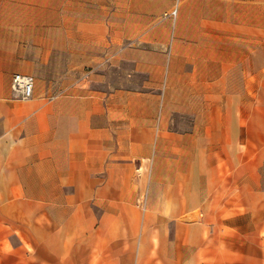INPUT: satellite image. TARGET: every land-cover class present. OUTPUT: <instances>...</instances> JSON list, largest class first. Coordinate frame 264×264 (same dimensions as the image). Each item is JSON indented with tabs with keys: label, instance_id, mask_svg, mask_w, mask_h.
I'll list each match as a JSON object with an SVG mask.
<instances>
[{
	"label": "crops",
	"instance_id": "obj_1",
	"mask_svg": "<svg viewBox=\"0 0 264 264\" xmlns=\"http://www.w3.org/2000/svg\"><path fill=\"white\" fill-rule=\"evenodd\" d=\"M205 11L204 0H0V264H131V229L112 218L131 215L203 217L180 254L159 241L156 264H264L260 28L237 27V42ZM125 65L145 75L141 89L107 86L106 70ZM15 73L34 77L31 98L14 96ZM213 81L236 104L225 117Z\"/></svg>",
	"mask_w": 264,
	"mask_h": 264
},
{
	"label": "rangeland",
	"instance_id": "obj_2",
	"mask_svg": "<svg viewBox=\"0 0 264 264\" xmlns=\"http://www.w3.org/2000/svg\"><path fill=\"white\" fill-rule=\"evenodd\" d=\"M157 6L164 5L167 0H156ZM198 1V0H197ZM206 2V15L213 17V21L227 22L228 27H233L237 30V27H243L251 25V23L258 24L260 28L259 39V54L260 64H264V0H204ZM197 4V3H196ZM176 8L166 6L161 12L163 16L175 15ZM201 12V9H200ZM133 14V13H131ZM229 31L228 35L237 38L235 41H242V37H246V34L236 31ZM235 33V34H234ZM237 33V34H236ZM242 34V35H241ZM230 38V37H229ZM241 45V44H240ZM242 48V45L239 47ZM231 49H229L230 51ZM239 57H245L244 51H240ZM219 58V57H216ZM236 59V57H233ZM229 59L231 56L229 54ZM181 64H188V57L181 56ZM121 67H113L107 72L106 70V84L108 87H121L125 86L130 90H138L144 86L145 75L140 73H132L130 66L125 65L123 69ZM127 68V69H126ZM105 72V71H104ZM129 75H131L129 77ZM218 81L212 82L213 91V111L219 112L221 117H225L226 112L236 107L235 103H231L229 98L225 95L216 94V87H218ZM177 87L181 89L180 97L183 100L187 99L188 88H186L187 81L181 80L177 82ZM219 90V89H218ZM264 99V97L262 98ZM262 104V103H261ZM181 109L186 110L188 104L186 102L180 104ZM202 107V105H200ZM186 112H179L180 129L187 127ZM217 138H220L217 137ZM137 205H143L145 199H139L136 201ZM117 221V225L120 226L122 231L127 227L131 229L130 237L133 240L132 255L130 258L131 264H140L141 250L144 251V262L148 264H156L162 262L161 257L156 256V247L159 241L165 240L167 245H172L176 242L177 252L180 254V248L182 241L186 238H181L186 232V227L190 224L202 222V216H155V215H131L126 217H112ZM119 226H116L119 227ZM128 232V233H129ZM115 239H118L116 234ZM123 250V249H122ZM119 249H109V252L113 254L117 259L121 257L118 254ZM178 254V255H179ZM182 256V254H181ZM166 258V257H165ZM165 262H169L166 260Z\"/></svg>",
	"mask_w": 264,
	"mask_h": 264
},
{
	"label": "built area",
	"instance_id": "obj_3",
	"mask_svg": "<svg viewBox=\"0 0 264 264\" xmlns=\"http://www.w3.org/2000/svg\"><path fill=\"white\" fill-rule=\"evenodd\" d=\"M35 79L32 75L15 73L11 81V89L15 97L29 99L34 94Z\"/></svg>",
	"mask_w": 264,
	"mask_h": 264
}]
</instances>
